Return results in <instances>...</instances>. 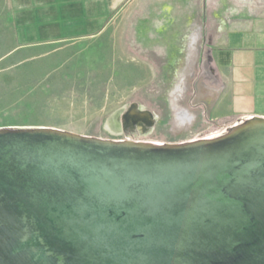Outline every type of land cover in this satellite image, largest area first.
<instances>
[{
    "label": "water",
    "instance_id": "obj_1",
    "mask_svg": "<svg viewBox=\"0 0 264 264\" xmlns=\"http://www.w3.org/2000/svg\"><path fill=\"white\" fill-rule=\"evenodd\" d=\"M0 264H264V118L173 143L0 127Z\"/></svg>",
    "mask_w": 264,
    "mask_h": 264
},
{
    "label": "rangeland",
    "instance_id": "obj_2",
    "mask_svg": "<svg viewBox=\"0 0 264 264\" xmlns=\"http://www.w3.org/2000/svg\"><path fill=\"white\" fill-rule=\"evenodd\" d=\"M137 7L139 3L126 8L99 45L58 43L2 58L10 47L0 33V127H52L123 139L122 114L135 103L152 113L154 123L146 130L143 122H136L134 126L146 131L133 132V140L173 143L228 128L234 121L210 120L202 109V75L197 72L208 66L207 44L174 51L169 47L168 56L140 47L135 48L137 56L144 58L130 54L124 42ZM176 33L172 36H182ZM181 50L185 55L177 56Z\"/></svg>",
    "mask_w": 264,
    "mask_h": 264
},
{
    "label": "crops",
    "instance_id": "obj_3",
    "mask_svg": "<svg viewBox=\"0 0 264 264\" xmlns=\"http://www.w3.org/2000/svg\"><path fill=\"white\" fill-rule=\"evenodd\" d=\"M0 2V33L10 47L2 58L15 51L58 43L89 41L99 45L106 32L116 27L113 21L126 8L139 3L135 22L129 25V38L124 42L130 54L138 57L135 48L140 47L168 56L169 47L207 44L208 66L199 67L197 72L202 75L204 114L210 120L235 121L244 115L264 118V0ZM197 31L201 33L196 36ZM175 32L182 36L173 37ZM181 55L185 51L177 54Z\"/></svg>",
    "mask_w": 264,
    "mask_h": 264
},
{
    "label": "flooded vegetation",
    "instance_id": "obj_4",
    "mask_svg": "<svg viewBox=\"0 0 264 264\" xmlns=\"http://www.w3.org/2000/svg\"><path fill=\"white\" fill-rule=\"evenodd\" d=\"M194 63H195V66H196V61H194ZM206 63L208 65V57H207ZM132 126H134V125H132ZM121 127H122V129L119 132L123 134V136H124L123 139H131L129 137H131L132 134H134L133 132H138V133L145 132V131H141L139 128H137V126H134L132 130H128L130 128L127 129L126 127L124 128L123 125H121Z\"/></svg>",
    "mask_w": 264,
    "mask_h": 264
}]
</instances>
